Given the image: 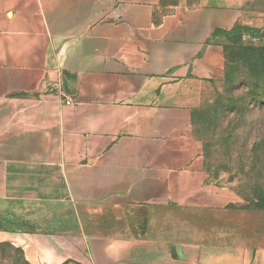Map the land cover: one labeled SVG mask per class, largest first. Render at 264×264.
<instances>
[{"label": "crops", "instance_id": "1", "mask_svg": "<svg viewBox=\"0 0 264 264\" xmlns=\"http://www.w3.org/2000/svg\"><path fill=\"white\" fill-rule=\"evenodd\" d=\"M241 16L235 0H0V203L17 207L0 238L29 264H264V211L213 195L192 132Z\"/></svg>", "mask_w": 264, "mask_h": 264}, {"label": "rangeland", "instance_id": "2", "mask_svg": "<svg viewBox=\"0 0 264 264\" xmlns=\"http://www.w3.org/2000/svg\"><path fill=\"white\" fill-rule=\"evenodd\" d=\"M235 1L241 4L242 16L235 28L238 32L226 42L222 76L210 80L200 94L192 132L201 142L206 184L213 189V195L223 199L228 207L258 213L264 211L260 209L264 208V165H257L255 157L262 155L264 159V116L248 114L239 120L222 123L218 121L216 107L217 98L224 96L226 62L238 61L246 47L264 49V0ZM15 208L0 203V234L14 233L8 214ZM6 238H0V264L20 263L19 252L24 257L22 249Z\"/></svg>", "mask_w": 264, "mask_h": 264}, {"label": "trees", "instance_id": "3", "mask_svg": "<svg viewBox=\"0 0 264 264\" xmlns=\"http://www.w3.org/2000/svg\"><path fill=\"white\" fill-rule=\"evenodd\" d=\"M237 32L234 28L226 33L227 41ZM223 82L224 96H219L216 100L219 122L228 123L230 120H239L248 114L252 117L264 116V49L246 47L238 61L226 62ZM194 113L195 111L192 112V122ZM256 149L259 152L260 148ZM261 156L255 157V160H258L257 165H264V159ZM260 209L264 210V208ZM19 254L22 257L21 262L12 264H29L23 254L21 252Z\"/></svg>", "mask_w": 264, "mask_h": 264}, {"label": "built area", "instance_id": "4", "mask_svg": "<svg viewBox=\"0 0 264 264\" xmlns=\"http://www.w3.org/2000/svg\"><path fill=\"white\" fill-rule=\"evenodd\" d=\"M66 104H69V102H66Z\"/></svg>", "mask_w": 264, "mask_h": 264}]
</instances>
